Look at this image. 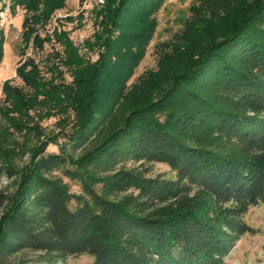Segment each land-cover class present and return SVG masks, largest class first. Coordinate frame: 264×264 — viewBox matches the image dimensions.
I'll list each match as a JSON object with an SVG mask.
<instances>
[{
	"label": "trees",
	"instance_id": "16d2710c",
	"mask_svg": "<svg viewBox=\"0 0 264 264\" xmlns=\"http://www.w3.org/2000/svg\"><path fill=\"white\" fill-rule=\"evenodd\" d=\"M64 1L11 4L26 9L22 53L61 48L45 57L49 77L28 56L15 70L23 85L1 86L0 173L14 189H0V264L78 255L92 256L89 264H224L255 231L244 219L249 207L264 205V0H197L156 71L129 85L163 0H106L94 63L64 30L40 33ZM3 37L0 29V62ZM53 116L71 126L63 135L84 162L162 163L174 178L120 169L107 187L117 199L91 192L71 208L52 176L69 158L46 153L54 138L40 139V121ZM25 251L36 255L11 260Z\"/></svg>",
	"mask_w": 264,
	"mask_h": 264
},
{
	"label": "rangeland",
	"instance_id": "374dc122",
	"mask_svg": "<svg viewBox=\"0 0 264 264\" xmlns=\"http://www.w3.org/2000/svg\"><path fill=\"white\" fill-rule=\"evenodd\" d=\"M106 0H65L64 6L56 9L48 23L40 33L47 31L49 34L57 28L64 30L72 44L77 48L79 55L89 62H97L103 48L94 45L95 33L100 29V14ZM197 0H163L159 8L152 14L155 22L154 32L151 40L147 43L143 56L133 70V74L127 80V85L137 81L146 73L156 71L161 53L165 47L173 40L175 34L180 33L183 25L191 16L192 6L197 4ZM12 0L0 1V29L3 32V57L0 62V103L3 99L1 86L7 79L15 85H23L15 70L25 57H33L38 62L42 75L49 77L46 70V55L53 49L59 50L61 47L54 42L44 44L42 50H33L31 45L22 53L23 43L21 33L23 31L22 21L26 14V9L21 5L11 7ZM41 29V28H40ZM101 32V31H100ZM117 31H115L116 34ZM91 45L92 47H89ZM112 61V60H111ZM63 70V69H62ZM64 79L70 82L71 77L64 71ZM56 116L43 118L40 127L44 133L41 140L46 137L54 138L55 144H49L46 153H58L67 156L68 163L64 167L55 169L52 176L64 184L70 199L69 206L73 208L79 200H89L91 192L108 199H117L119 196L109 192L107 189L112 176L120 169L141 172L145 177L174 178V172L162 163H151L139 166L130 159L117 160L110 166H94L84 162L80 157L82 147L72 146L67 143L64 132L70 131L69 125L60 126ZM68 144V145H67ZM66 145V152L61 151V146ZM17 159L20 165L25 161ZM65 169L71 174H65ZM0 189L10 192L14 189V179L0 173ZM129 190L128 192H132ZM245 221L254 228V233H245L233 245L230 253L224 258V264H264V205L258 204L249 207L244 216ZM35 253L25 251L11 258L12 261L18 259L32 260ZM92 256L78 255L67 257L57 264H89Z\"/></svg>",
	"mask_w": 264,
	"mask_h": 264
}]
</instances>
